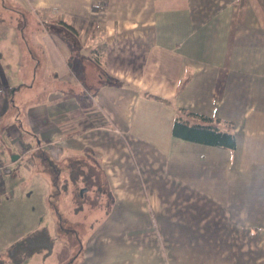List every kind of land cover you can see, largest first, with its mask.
I'll return each mask as SVG.
<instances>
[{
    "label": "crops",
    "instance_id": "1",
    "mask_svg": "<svg viewBox=\"0 0 264 264\" xmlns=\"http://www.w3.org/2000/svg\"><path fill=\"white\" fill-rule=\"evenodd\" d=\"M12 1L21 9L0 15L12 233L41 203L54 220V150L96 160L109 193L70 264H264V0ZM181 108L218 119L235 146L175 134ZM13 241L0 228V256Z\"/></svg>",
    "mask_w": 264,
    "mask_h": 264
},
{
    "label": "rangeland",
    "instance_id": "2",
    "mask_svg": "<svg viewBox=\"0 0 264 264\" xmlns=\"http://www.w3.org/2000/svg\"><path fill=\"white\" fill-rule=\"evenodd\" d=\"M19 9H21L20 6L12 0H0V15L2 12L8 13L9 11L13 14L15 10ZM17 17L19 16L12 15L7 23ZM0 23L2 22L0 21ZM48 163L54 167L53 170H50L49 175H46L50 184L48 193L49 215L53 216L54 220H48V212L41 203L37 208V219L33 223H27L20 232L12 233L17 223L13 218L7 219L5 207L2 206L0 228L1 232L7 234V239L13 238L14 241L10 244L12 245L25 242L28 239L25 237L29 234H26V231L29 230L31 234L33 231L43 228V225L48 226L49 231L54 233L56 246L55 251L46 259L44 264H70L77 260L87 237L95 224L105 214L109 203V193L102 182V176L99 172L100 166L96 160L84 158V156L77 159H61L60 154L53 150L48 155ZM42 171L44 172V170ZM35 186L36 188L29 195V198L39 202L43 190L41 186ZM10 211L13 213V209ZM26 251L27 249L20 247L18 251L20 261L23 259L22 255L27 254ZM36 256L28 258L21 264H41V258ZM0 257V264H5L2 261L4 258L8 261L10 259L8 253ZM8 261L7 264H11Z\"/></svg>",
    "mask_w": 264,
    "mask_h": 264
},
{
    "label": "trees",
    "instance_id": "3",
    "mask_svg": "<svg viewBox=\"0 0 264 264\" xmlns=\"http://www.w3.org/2000/svg\"><path fill=\"white\" fill-rule=\"evenodd\" d=\"M199 118L197 121L192 120L191 117ZM193 121V122H192ZM218 119H214L205 115H197L192 111H186L185 109H179L178 116L174 125V133L183 136L185 138L210 142L213 144L225 145L234 147L236 139L233 131L223 130L218 124ZM25 242L10 245L9 251V263L21 264L34 254L41 252L44 249H49L53 245L52 237L47 228L43 227L29 233L25 239ZM18 246V247H17ZM27 249V254L22 255L23 259L20 261L18 258V251L20 247ZM14 263H13V262ZM20 261V262H19Z\"/></svg>",
    "mask_w": 264,
    "mask_h": 264
},
{
    "label": "built area",
    "instance_id": "4",
    "mask_svg": "<svg viewBox=\"0 0 264 264\" xmlns=\"http://www.w3.org/2000/svg\"><path fill=\"white\" fill-rule=\"evenodd\" d=\"M100 3L102 5H105L106 0H101ZM6 93V87L2 84H0V94ZM4 165L0 163V175L3 173Z\"/></svg>",
    "mask_w": 264,
    "mask_h": 264
}]
</instances>
